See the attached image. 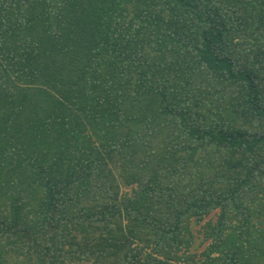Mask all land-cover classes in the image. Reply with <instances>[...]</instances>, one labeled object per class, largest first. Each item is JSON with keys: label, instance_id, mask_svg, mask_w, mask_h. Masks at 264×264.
Returning a JSON list of instances; mask_svg holds the SVG:
<instances>
[{"label": "trees", "instance_id": "1", "mask_svg": "<svg viewBox=\"0 0 264 264\" xmlns=\"http://www.w3.org/2000/svg\"><path fill=\"white\" fill-rule=\"evenodd\" d=\"M0 264H264V0H0Z\"/></svg>", "mask_w": 264, "mask_h": 264}, {"label": "rangeland", "instance_id": "2", "mask_svg": "<svg viewBox=\"0 0 264 264\" xmlns=\"http://www.w3.org/2000/svg\"><path fill=\"white\" fill-rule=\"evenodd\" d=\"M208 220V218H205V220L204 221H207ZM191 228H192V230H193V223H191ZM194 228H199V226H197V227H194ZM198 240H199V238H198ZM195 246H196V244H195Z\"/></svg>", "mask_w": 264, "mask_h": 264}]
</instances>
